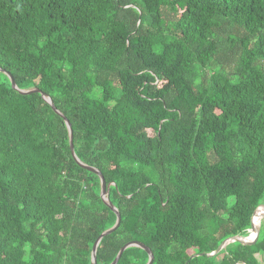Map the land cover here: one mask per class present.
<instances>
[{"label": "trees", "instance_id": "trees-1", "mask_svg": "<svg viewBox=\"0 0 264 264\" xmlns=\"http://www.w3.org/2000/svg\"><path fill=\"white\" fill-rule=\"evenodd\" d=\"M0 68L110 186L97 264H264V219L208 256L264 206V0H0ZM101 192L0 71V264H92Z\"/></svg>", "mask_w": 264, "mask_h": 264}, {"label": "water", "instance_id": "water-1", "mask_svg": "<svg viewBox=\"0 0 264 264\" xmlns=\"http://www.w3.org/2000/svg\"><path fill=\"white\" fill-rule=\"evenodd\" d=\"M0 71H3L5 72L11 79L12 81V85L13 87L18 90L20 93L22 94H32V93H41L43 98L51 104V106L53 107L54 111L59 114L60 116H62L65 120H66V123H67V126L69 128V131H70V141H71V150H72V154H73V157L75 158V160L78 162V164L92 172H95L96 174H98L101 178V183H102V192H101V197L102 199L104 200V202L116 213L117 215V223L116 225L105 231L98 239L97 241L95 242L94 244V247H93V252H92V264H97V251H98V247L101 243V241L108 235H111L112 233H114L121 225V222H122V215L120 213V211L113 205V203L111 202L110 200V186L107 185V182H106V179H105V176L103 175V173L98 170L97 168L95 167H92V166H89L85 163H83L80 158L77 156L76 152H75V147H74V135H73V128H72V124L71 122L65 118V116L63 115V113H61L55 106L52 98L47 94V93H44L41 89H37V88H34V89H29V90H22L18 87L17 83H16V80L15 78L10 74L8 73L7 71L3 70L0 68ZM264 208V206H260L257 211L255 212V214L253 215V218H252V228L249 230L250 232V235L248 237H241V236H234V237H231V238H228L226 239L221 245L220 247L213 253H210L208 254L209 257H212V256H215L217 254H219L224 248H226L229 244L233 243V242H239L241 244H244V245H253L257 242L258 238H259V235H260V228H261V221L262 219H264V212H260L259 210ZM257 217H261V221L259 223V226L256 227L255 226V219ZM132 246H137V247H141L143 248L145 251H147L150 255V260L148 262V264H153L154 263V260H155V256L153 254V252L151 251V249H149L145 244H143L142 242H139V241H132V242H129L127 244H125L122 249L120 250L117 258L114 260V262L112 264H118L119 261L121 260L124 252L132 247ZM201 255H204V254H201ZM194 257H196V255L192 256L191 259H193ZM189 262H187L188 264Z\"/></svg>", "mask_w": 264, "mask_h": 264}, {"label": "bare ground", "instance_id": "bare-ground-1", "mask_svg": "<svg viewBox=\"0 0 264 264\" xmlns=\"http://www.w3.org/2000/svg\"><path fill=\"white\" fill-rule=\"evenodd\" d=\"M259 211H260V212H264V208L260 209ZM260 221H261V217H257V218H256V227L259 226Z\"/></svg>", "mask_w": 264, "mask_h": 264}, {"label": "rangeland", "instance_id": "rangeland-1", "mask_svg": "<svg viewBox=\"0 0 264 264\" xmlns=\"http://www.w3.org/2000/svg\"><path fill=\"white\" fill-rule=\"evenodd\" d=\"M257 258H258V260H259V261H261V262L263 261V258H262V256H260V255H257Z\"/></svg>", "mask_w": 264, "mask_h": 264}]
</instances>
